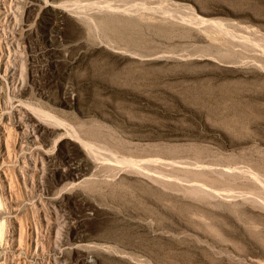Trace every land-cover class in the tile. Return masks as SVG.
Instances as JSON below:
<instances>
[{
    "label": "rangeland",
    "instance_id": "374dc122",
    "mask_svg": "<svg viewBox=\"0 0 264 264\" xmlns=\"http://www.w3.org/2000/svg\"><path fill=\"white\" fill-rule=\"evenodd\" d=\"M0 264H264V0H0Z\"/></svg>",
    "mask_w": 264,
    "mask_h": 264
},
{
    "label": "bare ground",
    "instance_id": "6f19581e",
    "mask_svg": "<svg viewBox=\"0 0 264 264\" xmlns=\"http://www.w3.org/2000/svg\"><path fill=\"white\" fill-rule=\"evenodd\" d=\"M85 7V6H84ZM89 7V6H88ZM9 15V14H8ZM9 68V67H8ZM49 116V115H48ZM40 131H42V130H40ZM24 132V131H23ZM29 132L30 131H27L26 133L27 134H29ZM41 133V132H40ZM31 136V135H30ZM15 143V142H14ZM87 144V143H86ZM91 149H92V147H91ZM96 149V148H95ZM98 149V148H97ZM97 151V150H96ZM100 152V151H99ZM22 153V152H21ZM24 153V152H23ZM92 153V152H91ZM98 153V152H97ZM99 154V153H98ZM102 156V155H101ZM95 157V156H94ZM106 159V158H105ZM128 161V160H127ZM29 162H31L33 165H34V161L31 159V158H29ZM134 162H135V160H134ZM138 162H139V160H138ZM127 163V162H126ZM132 164V163H131ZM142 164V163H141ZM140 165V164H139ZM35 166V165H34ZM149 169V168H148ZM60 178H63V175H61V176H59ZM197 185V184H196ZM199 188V187H198ZM197 189V188H196ZM197 192V191H196ZM230 193V192H229ZM248 196V195H247ZM233 197V196H232ZM2 231H4V230H2ZM4 234V233H3ZM5 236V235H4ZM20 244V243H19ZM43 244V243H42ZM3 245V244H2ZM58 245V244H57ZM4 260V259H3ZM5 261V260H4ZM8 261H9V259H8Z\"/></svg>",
    "mask_w": 264,
    "mask_h": 264
}]
</instances>
